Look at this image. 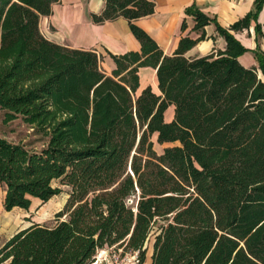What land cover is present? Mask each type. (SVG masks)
<instances>
[{
    "label": "trees",
    "instance_id": "obj_1",
    "mask_svg": "<svg viewBox=\"0 0 264 264\" xmlns=\"http://www.w3.org/2000/svg\"><path fill=\"white\" fill-rule=\"evenodd\" d=\"M56 2L0 0V109L44 139L33 150L0 137L2 207L47 202L61 191L54 182L70 189L53 223L0 246V264H89L103 248L145 264L154 229L149 264H264V0L228 27L187 7L199 36H182L171 55L133 23L153 13L152 1L105 0L91 21L123 17L140 43V52L108 53L109 74L94 50L42 35L40 17ZM252 21L257 66L247 68L233 33ZM211 23L224 50L185 57ZM140 67L155 69L160 94H136ZM153 135L175 145L157 154Z\"/></svg>",
    "mask_w": 264,
    "mask_h": 264
},
{
    "label": "crops",
    "instance_id": "obj_2",
    "mask_svg": "<svg viewBox=\"0 0 264 264\" xmlns=\"http://www.w3.org/2000/svg\"><path fill=\"white\" fill-rule=\"evenodd\" d=\"M104 1L58 0V2L52 5L50 15L40 17L39 29L46 39L57 44L70 48L94 50L102 56V61H106L111 72L115 65L108 53L118 55L129 51L140 52V43L132 35L129 22L123 17H118L103 23H93L91 21L89 14H98L104 7ZM148 1L154 3L153 13L145 17L137 18L133 23L151 37L164 55H171L176 50L178 41L182 36H188L192 39L199 36V33L192 30L194 26L192 16L185 14L187 7L195 5L206 15L214 18L220 26L228 27L251 10L254 0ZM183 21L186 23L184 31L181 30ZM256 22L260 24L264 22V2L258 13ZM256 22L252 21L248 29L233 33L242 45L248 49L247 52L238 57V61L247 68L257 66V62L252 53V50L256 46L254 40V26ZM204 32L205 38L187 50L184 53L185 57H201L214 53L216 50H224L225 40L218 34L214 24L206 25ZM260 47L264 50L263 40H260ZM138 75L139 87L136 94H139L147 86H150L154 93L160 94L153 68L140 67ZM169 107H172L173 110L172 105ZM172 118L173 113L169 121Z\"/></svg>",
    "mask_w": 264,
    "mask_h": 264
},
{
    "label": "rangeland",
    "instance_id": "obj_3",
    "mask_svg": "<svg viewBox=\"0 0 264 264\" xmlns=\"http://www.w3.org/2000/svg\"><path fill=\"white\" fill-rule=\"evenodd\" d=\"M104 56L107 57L106 54H104ZM101 67L105 72H110L105 60L102 61ZM259 77L263 79L260 73ZM172 113V107L166 109V111L164 112V120L166 122L171 119ZM0 137H3L14 143H21L25 145L28 149L33 150H39L42 144L44 143V139L40 135L35 134L32 128H30L27 124L23 122L21 117H17L16 119L5 122L4 111H2L1 109ZM151 140L153 142V148L157 154H161L165 147L175 145V143L159 144L156 140V135H153L151 137ZM54 185L58 186L61 191L47 202H41L39 200L34 199L28 210L13 209L11 211H5L2 207L4 192L3 188L0 186V246L3 244V242L6 241V239L10 235L33 223L51 224L54 222L55 214L64 207L68 199V193L70 190L68 186L60 185L57 182H54ZM155 232L156 229L151 232L145 243V247L147 250V260L145 264H149L148 262L152 250V242ZM99 254H101V252L97 253V255ZM126 255L130 254L128 253ZM123 257L124 256L119 257L115 254L116 263H120L122 260H124ZM127 260H131V258L128 256L126 258V262Z\"/></svg>",
    "mask_w": 264,
    "mask_h": 264
},
{
    "label": "built area",
    "instance_id": "obj_4",
    "mask_svg": "<svg viewBox=\"0 0 264 264\" xmlns=\"http://www.w3.org/2000/svg\"><path fill=\"white\" fill-rule=\"evenodd\" d=\"M97 255V253H100ZM94 256L93 260L89 264H136L137 263V255L136 253L130 255H124L123 259L120 263H116L115 254H118L113 250V248H103L99 250ZM130 257L131 260H127L126 258Z\"/></svg>",
    "mask_w": 264,
    "mask_h": 264
},
{
    "label": "bare ground",
    "instance_id": "obj_5",
    "mask_svg": "<svg viewBox=\"0 0 264 264\" xmlns=\"http://www.w3.org/2000/svg\"><path fill=\"white\" fill-rule=\"evenodd\" d=\"M153 70H155V69H153ZM147 76H149V75H147ZM154 76V75H153ZM150 78V77H149ZM144 79H146V78H144ZM147 79H148V77H147ZM151 81V80H150ZM149 81V82H150ZM156 83V82H155ZM171 110V109H170ZM168 112H169V110H168ZM169 114H170V112H169ZM167 116H168V114H167ZM167 118V117H166ZM2 220V219H1Z\"/></svg>",
    "mask_w": 264,
    "mask_h": 264
}]
</instances>
